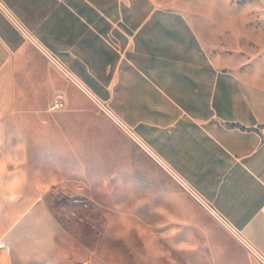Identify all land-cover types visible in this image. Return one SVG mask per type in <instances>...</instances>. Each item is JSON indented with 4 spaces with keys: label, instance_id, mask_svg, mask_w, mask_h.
<instances>
[{
    "label": "crops",
    "instance_id": "0c3cea01",
    "mask_svg": "<svg viewBox=\"0 0 264 264\" xmlns=\"http://www.w3.org/2000/svg\"><path fill=\"white\" fill-rule=\"evenodd\" d=\"M192 0H0V264H63L20 105H100L264 263V30ZM23 144V146H21ZM18 152V155H17ZM25 201L17 208L16 197Z\"/></svg>",
    "mask_w": 264,
    "mask_h": 264
},
{
    "label": "rangeland",
    "instance_id": "374dc122",
    "mask_svg": "<svg viewBox=\"0 0 264 264\" xmlns=\"http://www.w3.org/2000/svg\"><path fill=\"white\" fill-rule=\"evenodd\" d=\"M195 1L222 3L225 12L232 6L236 18L255 6L256 28L264 30V0ZM53 106L18 107L26 118L17 121L16 149L25 128L30 163L11 172L31 176L36 199L58 223L63 264H264L158 169L102 106ZM24 201L17 196V208Z\"/></svg>",
    "mask_w": 264,
    "mask_h": 264
},
{
    "label": "built area",
    "instance_id": "2783aa9c",
    "mask_svg": "<svg viewBox=\"0 0 264 264\" xmlns=\"http://www.w3.org/2000/svg\"><path fill=\"white\" fill-rule=\"evenodd\" d=\"M61 100H62L61 97H58V98H57V103L53 106L55 110H56V109H59L61 106H63V104L60 103ZM218 218H219V217H218ZM220 220H221V219H220ZM6 248H7L6 244L0 241V252H1L2 250H5Z\"/></svg>",
    "mask_w": 264,
    "mask_h": 264
},
{
    "label": "bare ground",
    "instance_id": "6f19581e",
    "mask_svg": "<svg viewBox=\"0 0 264 264\" xmlns=\"http://www.w3.org/2000/svg\"><path fill=\"white\" fill-rule=\"evenodd\" d=\"M118 125H119V123L118 122H116ZM120 126V125H119Z\"/></svg>",
    "mask_w": 264,
    "mask_h": 264
}]
</instances>
